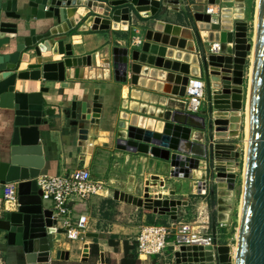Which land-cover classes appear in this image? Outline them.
Listing matches in <instances>:
<instances>
[{
	"label": "water",
	"instance_id": "1",
	"mask_svg": "<svg viewBox=\"0 0 264 264\" xmlns=\"http://www.w3.org/2000/svg\"><path fill=\"white\" fill-rule=\"evenodd\" d=\"M95 1L0 0V102L14 106V153L20 147L26 149L39 146L42 127L48 125L45 120L43 95L16 92L18 80L64 83L71 75L79 78L80 68H74L73 75L67 68L66 60L53 62L52 57L60 55L61 43L67 41L71 33L79 31L81 24L93 20V30H100L101 21L104 19L95 15ZM141 1L106 0L104 3L117 9L129 7L133 10L131 14L136 13L143 21H152L153 26L147 30L146 40L156 45L197 54L198 49L205 51L201 33L207 31L209 44H221L223 52L220 55L202 57L209 102L207 111L201 116H193L183 110L163 108L171 113L166 120H158L165 125L163 133H157L140 124V121L154 118L134 114L121 120L117 132V148L123 152L148 155L169 163L171 176L177 179L192 178L193 170H199L203 161L207 163L212 159L216 166L217 186L226 183L234 190L240 163L237 161L236 146L228 141L241 135L246 66L249 53L253 52L248 24L243 22L247 12L246 0H235L234 8H222L221 15L195 14L197 29L162 20L161 13L164 14L165 8L171 10L173 7L176 10L180 7L178 4L181 0H147L150 2L147 5H141ZM231 2L233 0H206L207 4L216 6ZM238 2L241 3L239 6ZM185 5L188 7L186 3ZM79 8L87 10L86 16L80 21L69 16L70 11ZM148 11H152L151 16H143ZM226 11L243 16L236 20L229 31L222 26V15ZM189 17L191 22V16ZM256 17L244 192L236 264H264V0H258ZM150 32L153 33L152 40L148 39ZM227 35L228 40L224 38ZM65 50L67 58H71L72 46L66 45ZM32 55L37 58V64L30 66L28 71L20 72L22 64L31 62ZM112 57V61L107 60L104 68L113 71L118 82L127 84L131 80L135 86L164 94L166 97H186L190 77L170 71L167 66L164 70L141 63L130 64L129 50L126 48H115ZM91 58L83 59V68H91L88 65ZM169 101L175 103L177 100ZM234 113L240 114L235 116ZM73 116L76 118L75 114ZM209 119L210 126L214 129L213 136L209 143L198 142L194 135L197 131L204 132L208 129ZM16 162L18 160L14 158L11 163L0 164L1 185L20 182L18 209L0 217V247L15 249L22 257L21 264H51L55 244L60 242L65 232L56 228L52 210L45 208L42 192L36 181L41 175L40 170L20 172L14 166ZM218 196V191L213 188L210 207L216 253L213 247L183 246L179 251L169 254L170 262L165 257L160 264H234L232 248L229 245H218ZM115 200L160 216H168L173 221L179 219L180 209L190 205L185 200L142 199L121 191L115 192ZM88 237L98 239L99 236L91 234ZM57 259L64 260V252H58Z\"/></svg>",
	"mask_w": 264,
	"mask_h": 264
},
{
	"label": "crops",
	"instance_id": "2",
	"mask_svg": "<svg viewBox=\"0 0 264 264\" xmlns=\"http://www.w3.org/2000/svg\"><path fill=\"white\" fill-rule=\"evenodd\" d=\"M104 1L106 0L95 1V7H97L94 9L95 15L104 19L101 21L100 30H93L94 23L91 27H87V23L81 24L79 31L71 33L68 40L61 43L60 55L52 57L53 62L66 60L68 63L67 68L71 70L73 75L75 74L73 69L80 68L81 71L78 79L73 78L71 75L64 83L22 80H18L17 82L16 92L41 93L43 95L45 120L48 122V125L42 127V136L39 146L26 149L20 147L17 149L16 153L13 152L12 130L14 123V106L10 104L4 105L0 102V164L11 163L14 158H17L18 163L16 162L14 166L20 172L25 171L26 173H30L31 170H40L41 175L45 176L65 175L77 169L89 168L94 179L98 180L94 176V166H91L92 163L88 162L92 161L94 156L100 153L102 150L101 147L107 142L111 143V140L109 139L106 141V138L111 136L113 131H115L116 123L119 121L120 124L122 117L125 115L130 117L134 114H138L150 117L124 108L126 100L135 101L131 96V92L137 88L154 95L166 97L164 94L135 86L132 84L131 80H129L127 84L120 83L115 79L113 71L110 72L109 78H105L104 80H93L88 76H82V70L84 68L83 66H81V68L79 65L75 64L73 62L74 60L78 61L80 59L94 57L95 54H100L102 60H104V66L107 60L110 59L109 57H112V52L118 47H126V49L129 50V59L132 55V49L127 47V44L130 43V40L133 38L132 35L129 34L131 32L128 28L130 23L134 21V18L139 16H137L136 13L131 14L133 10H130L129 7L121 9L112 8L108 3H104ZM181 2L183 1L181 0ZM195 2L197 4H205L206 0H201V2L200 0H195ZM185 3L189 8L193 7V5L190 4V0H186ZM208 5L210 7L212 6L210 3ZM165 11H170V13L167 12L169 16L163 17L162 20L193 28L188 25L190 24L189 15H186V19L184 20L187 24H182L179 21L173 20L174 18L172 19L173 16L175 17L178 15L172 12V9L170 10V8L168 9L167 7L163 13H165ZM140 20L142 19L140 18ZM91 21L93 22V20ZM201 34L206 50L209 42L206 43L204 39L209 37V33L204 31ZM75 36H79L81 39L74 40ZM68 44L72 46L73 55L71 58H67L68 56L66 55L65 46ZM229 49H232L231 45ZM176 51L181 50L177 49ZM201 52L203 53V50L198 49V53L195 55L198 56ZM32 57L30 64H22L20 72L28 71L30 66L37 64V58L33 55ZM130 64H133L131 59ZM166 68L165 65L160 69L165 70ZM105 69L107 68L105 67ZM170 71L182 74L172 69H170ZM199 74H201L200 64ZM185 76L190 78L196 77L192 75ZM198 78H201L200 75ZM165 97L162 98L164 99ZM167 97H170L169 99L173 98L171 96ZM206 104L207 100L205 105ZM157 106L154 107L163 108L161 107V103ZM117 108H120V110L117 111ZM73 114L76 115V118H74ZM141 157L152 158V156L143 154ZM2 191L3 185L0 183V194ZM116 191H106V193L94 197L86 203L74 205L78 213L90 218V232L88 236L97 234L99 237L98 239L88 237L83 241L70 242L67 241L65 237L61 236L60 242L55 244L52 251L51 264H88L90 261L91 246L95 241H98L100 247V257L96 264H111V262L121 264L125 257L124 240L128 239L137 242L140 227L144 224L152 225L151 223H155V225L160 226L191 224L193 229L200 230V232L204 234L213 235L212 223L210 227L209 222V219L211 220V215L208 213V203H202L200 208L197 209L196 216L192 217V219L189 215L190 205L185 208V210L180 209L179 219L173 221L168 216H160L132 204L115 200ZM127 191L130 192L129 189H127ZM44 205L46 209L51 210V203H44ZM12 211L16 210H11L10 212ZM220 227L219 219L217 229ZM217 232V239L219 242L218 234L220 233L218 230ZM112 241L120 243L118 250L110 244ZM219 244L221 243L219 242ZM172 248L173 247H170L168 250H172ZM0 250L5 253L7 264H21L22 257L16 253L15 249L9 250L0 247ZM58 252H64V260L57 259ZM169 257V254L166 253L167 262H170L168 259ZM138 259L141 264H160L164 260V258L161 257L145 259L138 257Z\"/></svg>",
	"mask_w": 264,
	"mask_h": 264
},
{
	"label": "rangeland",
	"instance_id": "3",
	"mask_svg": "<svg viewBox=\"0 0 264 264\" xmlns=\"http://www.w3.org/2000/svg\"><path fill=\"white\" fill-rule=\"evenodd\" d=\"M201 2V0H200ZM190 4L193 5L192 8L186 7L185 2H180L178 9H174L172 7V12L178 14L177 16H173L172 19L175 21H179L182 24H187L184 20L186 19L185 16H191L190 25L193 29H197V22L194 18L195 14L197 13H207L209 9V5L205 4H197L195 0H190ZM208 5V6H207ZM223 8H231V4L221 5ZM258 7V0H246V16L243 22L248 24L249 28V37L250 42L253 43L255 31L257 27V17H256V8ZM170 11H165L164 14L161 13V17H168L167 14ZM253 12V14H252ZM139 18V17H138ZM137 18V19H138ZM136 19L130 23L129 26V33L132 35V39L130 43L127 44L132 52L130 57L133 63H141L144 65L156 67V68H163L165 63L157 58L156 63L154 65H150L147 63H142L137 59V53H144V47L147 43L155 45L154 42H150L146 40V33L147 30L152 29L153 22L152 21H143ZM237 22V21H236ZM235 22V23H236ZM234 23V24H235ZM234 27V26H233ZM206 43H208V38L204 39ZM207 45V44H206ZM126 48V47H125ZM209 43L205 51L201 52L199 57V64L201 66V74L200 77L205 79V74L203 71V62L202 57L209 56ZM113 53V52H112ZM136 53V54H135ZM113 56V54H112ZM251 56L250 55V62L246 66V79H245V93H244V107L241 111L242 116V123H241V135L239 138L235 140H229V143H233L236 146L237 151V161L240 163L239 173H237V183L232 190V194L230 197L231 203V210L228 215V221L224 224L223 227L227 229L225 234H218L219 235V245H229L232 248V259L234 261V255L237 251L238 247V231H239V224H240V214H241V206H242V198L244 192V179H245V166H246V150H247V119H246V111H247V104L249 99L250 93V85H251ZM136 60H135V58ZM112 61L113 57H109ZM106 59V58H105ZM112 65V63H111ZM113 67V65H112ZM170 69L174 70L170 67ZM248 76V78H247ZM206 80V79H205ZM181 100L179 98H172L170 99L172 102ZM183 99V98H182ZM182 102V100H181ZM208 97H207V104L203 106L202 113L208 110ZM183 107V102L181 103ZM120 108H117L119 111ZM183 110V109H182ZM169 116H171L170 111H166L163 108H158L155 111V118L158 120H166ZM126 117V115H125ZM129 117V116H127ZM124 119V116L122 117ZM121 119V120H122ZM126 119V118H125ZM152 120H147L142 123L141 125L144 127H149L152 123ZM211 120H208V129L204 132L197 131L196 134L198 137L196 140L198 142H207L209 143V139L213 136L214 129L210 126ZM156 124V125H155ZM119 121L115 125V131H113L112 135L106 138V141L109 139L111 143H106L100 151V153L94 156L92 161L88 163H92L91 166H94V176L101 182L104 183L105 188L107 191H124L130 195L136 196L138 198L147 199H170V200H185L190 203V218L196 216L197 209L200 208L202 203H208V213L211 215V207H210V199H211V191L215 188L218 191V186L215 182L216 179V166L215 161L209 159L207 163L203 161L201 163L199 170L192 171V178L190 179H177L171 176V166L167 162L159 161L155 158L151 157H141L142 154H133L127 153L118 150L116 145L117 139V132L119 129ZM159 125V127H158ZM161 125V126H160ZM151 130H155L156 132H163L164 130V123L163 122H154L152 126H150ZM200 134V136H199ZM195 138V137H194ZM219 143H226L225 141H218ZM93 156V155H92ZM91 160V159H90ZM202 172V173H200ZM197 173V174H196ZM202 175V176H201ZM127 189L130 190L127 191ZM219 198V197H218ZM185 208H182V210ZM210 218V216H209ZM208 222V219H207ZM210 227H211V220L209 219ZM149 225V224H148ZM180 225H178L179 227ZM142 227V225H141ZM140 227V229H141ZM177 228V227H175ZM211 231V230H210ZM209 231V232H210ZM175 232V231H174ZM225 242V244H224ZM234 252V253H233ZM168 254L172 253V250H168L166 252Z\"/></svg>",
	"mask_w": 264,
	"mask_h": 264
},
{
	"label": "built area",
	"instance_id": "4",
	"mask_svg": "<svg viewBox=\"0 0 264 264\" xmlns=\"http://www.w3.org/2000/svg\"><path fill=\"white\" fill-rule=\"evenodd\" d=\"M235 3V0L230 3L231 8H234ZM222 8V6L212 5L207 13L221 15ZM135 19L139 21L137 18ZM222 52L223 46L221 44H211L208 55H220ZM250 55L251 53H249L248 62H250ZM181 100L184 113L201 116L203 106L207 100L206 81L198 77L190 78L186 97ZM36 181L39 190L42 192L43 203H51L52 205L51 210L56 228L65 232L62 236L70 242L87 239L90 232V218L78 213L74 205L86 203L92 198L106 193L104 183L95 180L89 168L77 169L65 175H40ZM19 185L20 182L3 185V191L0 194V217L11 210L18 209ZM224 224L220 222L221 227ZM172 238L173 240H171ZM137 244V254L141 259L165 258L170 247H173L174 251L180 250L183 246L213 247L216 253L213 235L204 234L200 230L193 229L191 224H184L179 227L176 224L167 226L144 224L140 229ZM0 264H7L5 253L1 250Z\"/></svg>",
	"mask_w": 264,
	"mask_h": 264
},
{
	"label": "bare ground",
	"instance_id": "5",
	"mask_svg": "<svg viewBox=\"0 0 264 264\" xmlns=\"http://www.w3.org/2000/svg\"><path fill=\"white\" fill-rule=\"evenodd\" d=\"M149 3L150 2H148L147 0L141 1V5H147ZM237 4L239 6L241 3L238 2ZM151 12L152 11L144 12L143 16L149 17L152 14ZM86 14H87L86 9L79 8L77 10L70 11L69 16L80 21L84 16H86ZM210 16H214V15H210ZM242 17H243L242 15H237V14H233L230 11H226L225 14L222 15L223 29L227 30V31L231 30L234 23L236 22V20H240ZM87 25H88L87 27H91L93 25V22L89 21L87 23ZM228 36L229 35L225 36L224 38L228 40L229 39ZM152 37H153V33L150 32L148 34V39L152 40ZM79 39H81L79 36L74 37V40H79ZM255 39H256V31H255V36H254V40L252 43V45H253V52H252V56H251V61H252L251 68L252 69H253ZM62 47H63V45H62ZM136 57H137V59H139L140 62L147 63L150 65H154L156 63L157 58H160L159 60L164 62L167 67H171V68L175 69L177 72H180L184 75H192V76H196V77H198L200 75L199 74V58L197 55L192 54V53L176 51V50L165 48V47H162L159 45H152L150 43H147L144 47V53H142V54L137 53ZM73 62L81 67V66H84L85 61L83 59H80L78 61L74 60ZM89 62L90 63L88 65L91 66V68H84L82 70V76H88L90 79H93V80H104L105 78H109L110 71H109V69L104 68V66H103L104 60H102L100 54H95L94 58L92 57L91 61H89ZM182 63H183V65H182ZM24 64H30V63H24ZM252 69H251V76L250 77H252ZM136 82H138V80H136ZM131 96L135 101L126 100L124 103V108L127 110L129 109L133 112L148 115L154 119H156L155 118V111L158 109L157 105L160 103L162 104L161 107H163V108L171 107V108H175L177 110L183 109V107L181 105L182 102L179 100L175 101V103H171L169 101V99L165 96L154 95V94H151L150 92H146V91H143V90H140L137 88H135L131 92ZM162 97H165L166 99L165 98L163 99ZM249 97H250V93H249ZM150 105H152V106H150ZM154 106H157V107H154ZM248 109H249V99H248L247 111H246L247 112L246 113V119H247L246 133L248 132ZM239 114L240 113H234L235 116L239 115ZM127 116L128 115H126V117L124 116V119L127 118ZM154 119H153L152 123L150 124V126H152V124L154 122L158 121V119H156V120H154ZM142 123H144V121H142ZM150 126L148 127V129L151 128ZM158 127H159V125H158ZM164 127H165V125H164ZM157 133H159V132H157ZM199 136H200V134H199ZM194 137L196 139L198 137V135L195 134ZM200 173H202V172H200ZM231 194H232V190L229 188L228 184L220 183L218 185V195H219L218 196L219 197V209L218 210H219V219H220V222H222V223H226L228 221V215H229L230 210H231V208H230V206H231V203H230ZM237 252H238V247H237V251L235 252V255H234V264H236Z\"/></svg>",
	"mask_w": 264,
	"mask_h": 264
},
{
	"label": "trees",
	"instance_id": "6",
	"mask_svg": "<svg viewBox=\"0 0 264 264\" xmlns=\"http://www.w3.org/2000/svg\"><path fill=\"white\" fill-rule=\"evenodd\" d=\"M151 224L155 225V223H151ZM217 230L219 231V233H222V234H225V232L227 231V229H224V228H219ZM171 240H173V238ZM110 244L113 247H115L116 250L119 249V246H120L119 242L112 241L110 242ZM137 248H138L137 242L130 241L128 239L124 240L125 257L121 264H141V262L138 259ZM173 250L174 248H172V252ZM99 257H100V247H99L98 241H95V243L91 246V255H90V261L88 264H96ZM111 264H116V263L111 262Z\"/></svg>",
	"mask_w": 264,
	"mask_h": 264
}]
</instances>
